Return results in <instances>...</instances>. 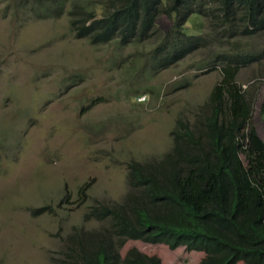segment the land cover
I'll return each mask as SVG.
<instances>
[{
	"label": "rangeland",
	"instance_id": "374dc122",
	"mask_svg": "<svg viewBox=\"0 0 264 264\" xmlns=\"http://www.w3.org/2000/svg\"><path fill=\"white\" fill-rule=\"evenodd\" d=\"M31 5L0 0V264H61L70 229L98 226L84 222L89 206L121 200L128 162L169 152L175 121L184 114L192 119L222 78L219 68L203 66L214 47L153 72L150 51L174 16L159 17V32L146 42L93 45L71 31L72 5L59 17L39 15L43 6ZM196 18L187 34L216 35L213 24ZM262 69L246 67L238 79L255 95L253 124L264 140V80L251 85ZM65 194V210L58 209ZM51 205L58 213L43 209ZM132 248L162 264H200L205 257L141 241L121 254Z\"/></svg>",
	"mask_w": 264,
	"mask_h": 264
},
{
	"label": "trees",
	"instance_id": "16d2710c",
	"mask_svg": "<svg viewBox=\"0 0 264 264\" xmlns=\"http://www.w3.org/2000/svg\"><path fill=\"white\" fill-rule=\"evenodd\" d=\"M31 1L33 11L43 6L39 15L58 17L72 5L71 31L93 45L146 42L159 32V17L174 16L162 43L150 51L153 72L214 47L216 55L203 66L219 68L222 77L192 119L184 114L175 121L169 152L154 161L128 162L121 200L89 206L84 222L98 226L70 229L61 264H162L136 248L122 255L133 241L203 253L200 264H264V140L253 124L255 95L238 79L246 67L264 68V0ZM194 16L213 24L216 35L187 34ZM258 80H264V69L252 87ZM68 198L58 209L65 210ZM43 209L58 213L52 205Z\"/></svg>",
	"mask_w": 264,
	"mask_h": 264
},
{
	"label": "clouds",
	"instance_id": "9594fccd",
	"mask_svg": "<svg viewBox=\"0 0 264 264\" xmlns=\"http://www.w3.org/2000/svg\"><path fill=\"white\" fill-rule=\"evenodd\" d=\"M142 101H145V99L143 98V100ZM263 109V108H262ZM262 111V110H261ZM263 113V112H262ZM254 114V113H253ZM257 130V129H256ZM259 133V132H258ZM260 135V134H259ZM261 137V136H260ZM262 138V137H261ZM1 144V143H0ZM197 253H199V252H197Z\"/></svg>",
	"mask_w": 264,
	"mask_h": 264
}]
</instances>
